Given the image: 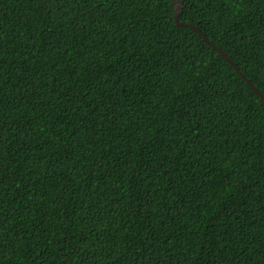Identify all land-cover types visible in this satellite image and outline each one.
Returning <instances> with one entry per match:
<instances>
[{
    "label": "trees",
    "instance_id": "1",
    "mask_svg": "<svg viewBox=\"0 0 264 264\" xmlns=\"http://www.w3.org/2000/svg\"><path fill=\"white\" fill-rule=\"evenodd\" d=\"M264 95V0H180ZM173 0H0V264H264V101Z\"/></svg>",
    "mask_w": 264,
    "mask_h": 264
},
{
    "label": "water",
    "instance_id": "2",
    "mask_svg": "<svg viewBox=\"0 0 264 264\" xmlns=\"http://www.w3.org/2000/svg\"><path fill=\"white\" fill-rule=\"evenodd\" d=\"M173 2L175 3V22L179 27H184L187 26L190 29H192L195 33H197L206 43H208L209 45H211L220 55H222L226 61H228L232 67L239 73V75L242 77V79L248 84V86L250 87V89L262 100L264 101V95L255 87V85L253 83H251L246 76L240 72L239 68L237 67V65L235 64V62L223 51L221 50L219 47H217L213 42H211L208 38H206L201 31L191 25V24H184L180 22V15L182 12V3L180 0H173Z\"/></svg>",
    "mask_w": 264,
    "mask_h": 264
}]
</instances>
